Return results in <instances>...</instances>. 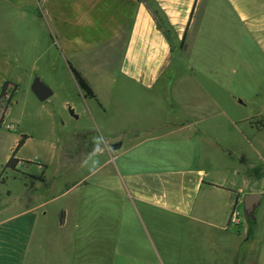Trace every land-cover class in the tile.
I'll return each instance as SVG.
<instances>
[{
	"label": "crops",
	"instance_id": "0c3cea01",
	"mask_svg": "<svg viewBox=\"0 0 264 264\" xmlns=\"http://www.w3.org/2000/svg\"><path fill=\"white\" fill-rule=\"evenodd\" d=\"M26 6L43 8L50 23L55 7L60 25L77 33H60L76 56H97L102 47L120 59L74 64L97 96L89 98L98 119L63 144L50 142L64 169L57 176H21L19 157L16 169L7 167L20 139L5 122L12 105L4 115L0 264H264V161L226 143L222 127L227 76L264 71V0ZM83 28L91 39L78 34ZM259 116L232 118L225 128H258ZM17 178L27 187L20 205L8 183ZM246 193L262 195L255 218L244 209Z\"/></svg>",
	"mask_w": 264,
	"mask_h": 264
},
{
	"label": "rangeland",
	"instance_id": "374dc122",
	"mask_svg": "<svg viewBox=\"0 0 264 264\" xmlns=\"http://www.w3.org/2000/svg\"><path fill=\"white\" fill-rule=\"evenodd\" d=\"M26 5L27 0H0V83L7 80L19 85L15 97H12L13 86H8V93L0 106V117L11 97L9 107L12 106L5 122L14 124L11 131L17 140L21 139L23 134L30 136L16 154L17 157L24 158L19 167L22 173L20 175L30 173L40 176L45 171L48 177L57 176L58 173H63L64 169L60 164V150L50 145V142L63 144L70 135L92 127L98 119L95 113L98 109L96 102L83 96L70 65L75 64L80 68L79 59L88 60L87 63H100L108 58L115 64L120 59V53L104 55L105 51L98 47L100 53L97 56H76L72 49L64 46L60 33L62 36L67 34L72 39L77 33H74L73 29L69 33L67 26L60 25L58 10L52 7L51 15L54 20L50 23L45 19L43 8L31 11ZM88 29L78 31L83 40L91 39ZM84 74L89 76L88 73ZM36 77H40L53 90L49 99L40 100L33 91L32 82ZM200 79L207 78L201 76ZM227 83L230 84L231 94L227 95V115L222 121V127L227 134L223 138L226 143L230 142L234 147L241 149L244 155L261 163L264 161V71L228 75ZM232 94H239L244 103L239 104L236 98L230 97ZM256 112L262 114L252 120L257 123L258 128H247L245 123H240L242 131L238 128L230 129L228 126L225 128V123L230 119L247 117ZM250 132L253 134L247 137ZM246 137L252 141V146L248 144ZM27 159L44 163L48 167H39ZM8 183L14 192V202L20 205L18 196L27 191L24 181L17 178Z\"/></svg>",
	"mask_w": 264,
	"mask_h": 264
},
{
	"label": "trees",
	"instance_id": "16d2710c",
	"mask_svg": "<svg viewBox=\"0 0 264 264\" xmlns=\"http://www.w3.org/2000/svg\"><path fill=\"white\" fill-rule=\"evenodd\" d=\"M70 66H71V70H72V72L76 78V81H77L79 87L84 92V96L90 97V98H97L93 88L91 87L89 81L84 77V75L77 68H75L73 65H70ZM9 85L13 86L12 97L14 96V94L16 93V91L19 88V85L17 83H11L9 81H6L3 84L2 91L0 94V106H1L3 98L8 93V86ZM10 103H11V97H10V100L8 101V104L4 107V114L1 115V117H0V123L4 121V115H5V112L8 110ZM27 138H28V136L25 134H23L21 136V139L19 140L18 145L14 149V155L10 158V160L7 163V167H11V168L16 169V166L21 161V159L16 157V152L24 144V142Z\"/></svg>",
	"mask_w": 264,
	"mask_h": 264
},
{
	"label": "water",
	"instance_id": "95a60500",
	"mask_svg": "<svg viewBox=\"0 0 264 264\" xmlns=\"http://www.w3.org/2000/svg\"><path fill=\"white\" fill-rule=\"evenodd\" d=\"M33 91L37 94L40 100H47L53 95V90L46 85L40 77H36L32 84ZM73 109H71V113H73ZM261 193H246L243 199V205L246 213L250 215L252 218H255L254 211L259 204L261 199Z\"/></svg>",
	"mask_w": 264,
	"mask_h": 264
},
{
	"label": "built area",
	"instance_id": "2783aa9c",
	"mask_svg": "<svg viewBox=\"0 0 264 264\" xmlns=\"http://www.w3.org/2000/svg\"><path fill=\"white\" fill-rule=\"evenodd\" d=\"M9 128H14V126H13V125H9ZM232 221H234V222H238V221H237V217H236V211H234V213H233V215H232Z\"/></svg>",
	"mask_w": 264,
	"mask_h": 264
}]
</instances>
